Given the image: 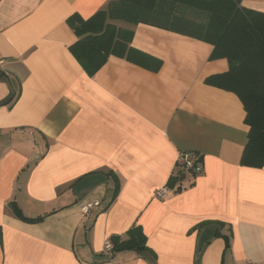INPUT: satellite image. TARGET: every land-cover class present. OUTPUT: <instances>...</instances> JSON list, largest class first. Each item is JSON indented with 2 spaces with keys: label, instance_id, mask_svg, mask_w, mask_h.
<instances>
[{
  "label": "crops",
  "instance_id": "0c3cea01",
  "mask_svg": "<svg viewBox=\"0 0 264 264\" xmlns=\"http://www.w3.org/2000/svg\"><path fill=\"white\" fill-rule=\"evenodd\" d=\"M110 1L0 0V264H152L105 251L134 226L157 264H195L191 230L204 221L225 223L232 239L228 250L214 239L200 264H264V166L241 163L250 127L239 97L208 83L228 61L210 60L208 43L119 23L162 67L111 56L89 77L67 20ZM240 6L264 13V0ZM181 153L201 172H181ZM91 202L101 205L83 215Z\"/></svg>",
  "mask_w": 264,
  "mask_h": 264
},
{
  "label": "trees",
  "instance_id": "16d2710c",
  "mask_svg": "<svg viewBox=\"0 0 264 264\" xmlns=\"http://www.w3.org/2000/svg\"><path fill=\"white\" fill-rule=\"evenodd\" d=\"M240 4L241 0H111L87 20L78 14L68 18L67 24L78 39L69 50L86 74L93 77L111 56L155 72L163 65L161 60L133 48V29L119 23L149 25L212 45L210 60L226 59L229 71L208 83L235 93L243 103L250 131L241 163L261 168L264 166V13ZM182 178L181 173L172 176L168 187L173 189ZM20 217L26 221L42 220ZM193 232L199 234L195 264H200L204 249L216 238L225 240L226 250L231 247L232 231L223 222L204 221ZM109 242L113 246L111 254L133 251L157 264V256L148 247L140 226L132 227L124 236H113Z\"/></svg>",
  "mask_w": 264,
  "mask_h": 264
},
{
  "label": "built area",
  "instance_id": "2783aa9c",
  "mask_svg": "<svg viewBox=\"0 0 264 264\" xmlns=\"http://www.w3.org/2000/svg\"><path fill=\"white\" fill-rule=\"evenodd\" d=\"M177 165L181 169V172H183V173H186L189 171L198 172V173L201 172L200 160L191 153H181L179 155ZM172 192H173V189L166 186V187H164V188H162L156 192V197L163 199L167 195L171 194ZM100 205L101 204L99 202L88 203L87 205H85L81 208V213L83 215H88L92 211L98 209L100 207ZM112 249H113V246L108 241L105 245V251L108 253H112Z\"/></svg>",
  "mask_w": 264,
  "mask_h": 264
},
{
  "label": "rangeland",
  "instance_id": "374dc122",
  "mask_svg": "<svg viewBox=\"0 0 264 264\" xmlns=\"http://www.w3.org/2000/svg\"><path fill=\"white\" fill-rule=\"evenodd\" d=\"M191 17H193V16H191Z\"/></svg>",
  "mask_w": 264,
  "mask_h": 264
}]
</instances>
